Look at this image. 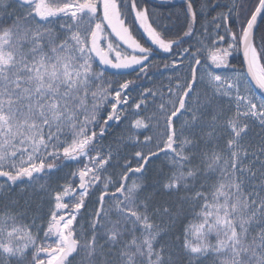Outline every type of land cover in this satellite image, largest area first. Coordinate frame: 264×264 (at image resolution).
<instances>
[{
    "label": "snow or ice",
    "instance_id": "1",
    "mask_svg": "<svg viewBox=\"0 0 264 264\" xmlns=\"http://www.w3.org/2000/svg\"><path fill=\"white\" fill-rule=\"evenodd\" d=\"M170 7L0 0V264H264V0Z\"/></svg>",
    "mask_w": 264,
    "mask_h": 264
},
{
    "label": "trees",
    "instance_id": "2",
    "mask_svg": "<svg viewBox=\"0 0 264 264\" xmlns=\"http://www.w3.org/2000/svg\"><path fill=\"white\" fill-rule=\"evenodd\" d=\"M148 2H149V4H159L160 3V2H157V1H150V0H148ZM211 2H212V0H209V3H211ZM221 2H225V0H221ZM180 7H181V5H173V4H171L170 8H162V9H160V11H163L165 13H167L169 11L178 12L180 10ZM217 11H219V9H217L216 11L211 12L208 15L207 19L210 20L211 16L216 15Z\"/></svg>",
    "mask_w": 264,
    "mask_h": 264
},
{
    "label": "water",
    "instance_id": "3",
    "mask_svg": "<svg viewBox=\"0 0 264 264\" xmlns=\"http://www.w3.org/2000/svg\"><path fill=\"white\" fill-rule=\"evenodd\" d=\"M150 1H157V2H161V0H150ZM165 3H169L173 4V5H181L182 0H164Z\"/></svg>",
    "mask_w": 264,
    "mask_h": 264
}]
</instances>
